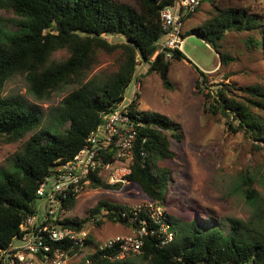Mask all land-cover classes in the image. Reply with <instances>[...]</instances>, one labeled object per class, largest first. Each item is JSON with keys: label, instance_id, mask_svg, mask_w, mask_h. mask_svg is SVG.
Wrapping results in <instances>:
<instances>
[{"label": "trees", "instance_id": "trees-1", "mask_svg": "<svg viewBox=\"0 0 264 264\" xmlns=\"http://www.w3.org/2000/svg\"><path fill=\"white\" fill-rule=\"evenodd\" d=\"M173 1L133 0L134 5H129L116 0H0V9L13 15L0 18V91L13 76H21L28 93L37 99L49 98L65 86L76 85L51 110L45 124L41 123L39 110L24 99L0 95V144L21 141L11 156V168L0 171V249L6 248L19 232V225L37 212L36 201L41 199L36 190L54 165L70 159L83 146L85 138L100 123L101 111L123 100L137 59L148 63V71L157 73L162 84L170 88L171 63L187 59L186 56L181 50L168 49L151 58L158 48L156 41L164 34L160 11ZM217 10L197 27L196 33L218 54L219 62L226 64L230 58L220 51L219 44L225 33L253 31L260 29L261 23L244 6ZM106 36H120L122 40L108 41ZM249 41L259 45L262 39L252 37ZM58 50L66 52L64 59L54 57ZM116 50L120 51L118 69L101 81L87 79L99 55ZM195 69L199 75L195 86L203 93L207 74L197 66ZM232 86L221 85L214 96L203 94L204 110L221 112L231 129L242 130L264 146V117L257 112H264V88L244 87V95L236 99L227 95ZM137 104L135 100L131 103L135 113ZM138 114L135 119L141 124L135 125L137 138L128 181L136 183L148 200L159 202L167 190L169 171L158 161L174 157L170 140L181 138V133L178 125L164 114ZM230 118L237 121V126ZM120 186L93 177L88 189ZM245 192L254 201L248 188ZM76 200L70 198L65 202L64 214L74 207ZM133 212L125 204L99 199L81 218L66 214L62 224L78 231L87 222L99 226L109 220L136 230L144 219L147 233L142 237L139 255L149 264L264 263V227L259 229L228 218L229 228L225 230L218 221L195 217L186 222L166 214L167 230L171 233V238L166 239L161 225L148 218L145 211ZM131 217H135L134 221ZM81 244L70 250L71 254H78L92 248L81 264H131L127 258H115L117 246L100 249L90 235ZM85 259L89 262L85 263Z\"/></svg>", "mask_w": 264, "mask_h": 264}, {"label": "rangeland", "instance_id": "rangeland-1", "mask_svg": "<svg viewBox=\"0 0 264 264\" xmlns=\"http://www.w3.org/2000/svg\"><path fill=\"white\" fill-rule=\"evenodd\" d=\"M134 5L133 0H116ZM244 6L260 20V29L253 31L226 32L220 40V51L230 59L226 64L219 62L218 54L196 33L197 27L217 13V8ZM190 14V13H189ZM188 15V14H187ZM186 15V16H187ZM13 16L0 9V18ZM185 16V17H186ZM182 18L181 34L191 33L183 39L180 49L187 59L173 60L166 88L155 72L148 71V63L138 60L134 76L124 91L127 102L136 89V108L142 112H159L177 124L181 138L170 140L174 157L159 160L158 165L167 168L169 182L164 197L155 202L171 217L186 222L197 217L206 221H218L228 230L227 219L247 222L259 229L264 227V146L242 130L229 127L227 117L221 112L211 113L203 108L204 96L216 94L223 84H231L228 96L236 99L244 95L242 88L258 85L264 88V0H201L198 7L185 20ZM261 31V33H260ZM252 37L262 39L259 45H252ZM108 41H121L120 36H106ZM64 50H58L54 57H66ZM155 57V56H154ZM152 56V60L154 59ZM120 51L101 53L98 61L87 74V79L101 81L113 74L119 67ZM197 66L207 74L202 84L203 93L195 84L199 75ZM76 88L65 86L49 98L37 99L27 91V84L21 76H13L3 86L0 95L7 98L24 99L39 110L42 124L49 119L54 107L60 105L63 97ZM213 94V95H212ZM239 96V97H238ZM209 102H213L209 98ZM264 117L263 111H257ZM233 126L237 121L230 118ZM21 141L0 144V171L11 168V156ZM248 188L252 199H248ZM99 199L137 207L154 202L133 182H127L118 189L92 188L83 191L67 216L81 218L85 210ZM37 212H43V202L36 201ZM222 224V225H221ZM88 235L98 244L114 235L126 236L132 228L109 220L96 226L87 222L84 226ZM92 248L80 253L91 252ZM131 264H149L140 255H128ZM83 257H72L70 264H81Z\"/></svg>", "mask_w": 264, "mask_h": 264}, {"label": "built area", "instance_id": "built-area-1", "mask_svg": "<svg viewBox=\"0 0 264 264\" xmlns=\"http://www.w3.org/2000/svg\"><path fill=\"white\" fill-rule=\"evenodd\" d=\"M199 2L200 0H174L161 9L164 34L156 41L158 48L153 57L160 51L182 48V18L194 12ZM166 57H170L169 51ZM136 89L137 87L127 102L123 98L107 111H101L100 123L85 138L83 146L70 159L56 163L50 174L41 181L36 194L43 202V212L28 216L19 225V232L11 243L0 249V264H70L72 257L85 256L84 253H70L73 246L82 245L88 232L85 227L76 231L62 224L66 217L64 204L70 198L77 199L87 190L93 177H100L108 184L123 185L129 182L130 164L137 138L135 125L141 124V121L135 119L141 111L137 109L138 113H135L131 109ZM131 209L134 214L145 211L148 218L161 225L166 239L171 238V233L167 230L169 226L165 222L167 213L160 205L146 202ZM134 219L135 217L130 218L131 221ZM140 222L141 227L132 229L131 234L114 235L99 243V248L117 246V259L139 255L142 252V237L147 233L145 220ZM88 262L85 259V263Z\"/></svg>", "mask_w": 264, "mask_h": 264}]
</instances>
